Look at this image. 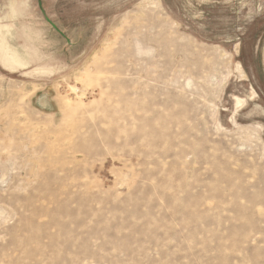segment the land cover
I'll use <instances>...</instances> for the list:
<instances>
[{
	"label": "rangeland",
	"instance_id": "374dc122",
	"mask_svg": "<svg viewBox=\"0 0 264 264\" xmlns=\"http://www.w3.org/2000/svg\"><path fill=\"white\" fill-rule=\"evenodd\" d=\"M11 1L0 264H264V0Z\"/></svg>",
	"mask_w": 264,
	"mask_h": 264
},
{
	"label": "bare ground",
	"instance_id": "6f19581e",
	"mask_svg": "<svg viewBox=\"0 0 264 264\" xmlns=\"http://www.w3.org/2000/svg\"><path fill=\"white\" fill-rule=\"evenodd\" d=\"M11 5H12V7H14L15 4L13 3ZM155 5H158V4H155ZM154 8H155V6H154ZM12 35H13V28L12 27H9L8 25L0 24V52H3L5 55H7L9 58H11L14 61V64L20 65V66H26V65H28L27 62L26 61L23 62L20 58L21 56L18 55L20 53V50L8 42V38L9 37L12 38ZM238 105L242 106L243 101L239 100Z\"/></svg>",
	"mask_w": 264,
	"mask_h": 264
},
{
	"label": "crops",
	"instance_id": "0c3cea01",
	"mask_svg": "<svg viewBox=\"0 0 264 264\" xmlns=\"http://www.w3.org/2000/svg\"><path fill=\"white\" fill-rule=\"evenodd\" d=\"M14 1V2H13ZM13 1H11V3H10V15L8 16L9 18H12V19H15V18H17L20 14H22V10H21V8H20V5H18V3H17V0H13ZM15 4L14 5V7H12V5L11 4ZM25 4V3H24ZM1 19V18H0ZM10 27H12L13 28V26H10ZM14 33V32H13ZM13 36V35H12ZM10 38H8V42L10 43V40H9ZM16 47V46H15ZM17 48V47H16ZM20 50V49H19ZM20 53H22L23 54V52L20 50ZM0 57L2 58V59H4L5 58V54L3 53V52H0ZM7 57V56H6ZM5 60V59H4ZM3 60V61H4ZM3 61H1L0 60V62L3 64L4 62ZM4 65V64H3ZM5 66V65H4ZM27 66V65H26ZM7 67V66H6ZM23 67H25V66H23ZM239 100H242L243 101V104L245 103V100L244 99H241V98H236V101H237V104H238V101Z\"/></svg>",
	"mask_w": 264,
	"mask_h": 264
}]
</instances>
